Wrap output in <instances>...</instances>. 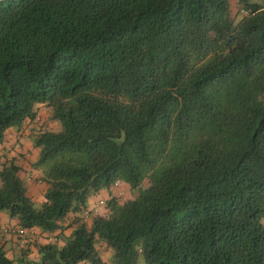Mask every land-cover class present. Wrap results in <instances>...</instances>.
<instances>
[{"label": "trees", "instance_id": "16d2710c", "mask_svg": "<svg viewBox=\"0 0 264 264\" xmlns=\"http://www.w3.org/2000/svg\"><path fill=\"white\" fill-rule=\"evenodd\" d=\"M27 122L44 202L0 160V213L53 239L18 264H264V0H0V145Z\"/></svg>", "mask_w": 264, "mask_h": 264}, {"label": "crops", "instance_id": "0c3cea01", "mask_svg": "<svg viewBox=\"0 0 264 264\" xmlns=\"http://www.w3.org/2000/svg\"><path fill=\"white\" fill-rule=\"evenodd\" d=\"M29 122L23 127L25 129L23 136H20V131L17 128H10L7 132L6 137H4L3 144L0 145V160H10L14 159L18 164L22 166L20 176L25 181L28 196L37 204H42L44 202V193L47 190V185L43 181L42 174H40V169L35 167V163L38 160V151L33 148L29 136H31V128ZM27 127V128H26ZM55 127V125L53 126ZM18 136V137H17ZM16 138H20L21 149L16 151L13 149V142ZM117 189H119L115 195L123 193L127 196V199L133 197L130 188L125 183H119ZM121 195V194H120ZM113 196L110 193L103 191L92 196L90 198V211L99 212L100 214H105L106 207L101 205L102 202H107ZM122 197V196H121ZM18 227V220L15 218H9L6 213H0V245L5 246L8 256L11 259H17L22 256L23 248L27 249L29 246L26 242L30 244L36 243H47L53 239L52 235L44 234L39 230H34L31 235L26 237H18L16 235H6L2 230L6 227ZM73 233V229H68L65 232L66 237H70ZM61 245L64 244L62 241ZM29 259L33 261L39 260L38 251L34 246L30 248ZM104 264H112V262L103 257Z\"/></svg>", "mask_w": 264, "mask_h": 264}, {"label": "rangeland", "instance_id": "374dc122", "mask_svg": "<svg viewBox=\"0 0 264 264\" xmlns=\"http://www.w3.org/2000/svg\"><path fill=\"white\" fill-rule=\"evenodd\" d=\"M254 1L255 2H258V1H261V0H254ZM40 114L41 115L44 114L43 110L40 111ZM53 129H54V131H57L58 132V131H61L62 127H61V125L59 123H56V125H55V127ZM48 166L49 165H44V166H40V168H38V169H40V174H42V177H44V175L47 174V171L49 169ZM140 190L133 191L135 198L138 197V195L140 193ZM120 194L122 195V197H121ZM118 195L120 196V198H119V204H122L125 200H127V196L126 195L124 196L123 193H119ZM36 205L38 207L40 206L39 204H36ZM16 263L18 264V260L17 259H16Z\"/></svg>", "mask_w": 264, "mask_h": 264}, {"label": "built area", "instance_id": "2783aa9c", "mask_svg": "<svg viewBox=\"0 0 264 264\" xmlns=\"http://www.w3.org/2000/svg\"><path fill=\"white\" fill-rule=\"evenodd\" d=\"M236 2H239V0H235ZM242 12L244 14H247L248 12L245 10V9H242ZM19 145L16 144V147H18ZM4 234L6 235H19V236H27L28 234H32L33 231L31 230H24L23 228H20L19 226L18 227H15V226H12L10 228H4L3 231H2Z\"/></svg>", "mask_w": 264, "mask_h": 264}]
</instances>
